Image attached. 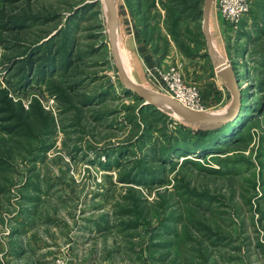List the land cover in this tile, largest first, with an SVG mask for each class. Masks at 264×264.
<instances>
[{
	"label": "rangeland",
	"instance_id": "obj_1",
	"mask_svg": "<svg viewBox=\"0 0 264 264\" xmlns=\"http://www.w3.org/2000/svg\"><path fill=\"white\" fill-rule=\"evenodd\" d=\"M0 0V264H264V0L238 22L204 0ZM145 65L177 68L181 115ZM148 99L152 101H148ZM196 110V109H195Z\"/></svg>",
	"mask_w": 264,
	"mask_h": 264
},
{
	"label": "water",
	"instance_id": "obj_2",
	"mask_svg": "<svg viewBox=\"0 0 264 264\" xmlns=\"http://www.w3.org/2000/svg\"><path fill=\"white\" fill-rule=\"evenodd\" d=\"M108 4V8L111 11V19L109 20V27H112L113 20H115V5L112 4L111 1L105 0ZM212 3V0H204L203 2V9L199 12L201 14L202 18V32L205 34L204 38L207 42L208 47H210V40L207 36V24L209 19V9L210 5ZM113 57L116 64L118 76L120 79L121 84L128 89L133 90L134 92L138 93L142 96H150L156 99L161 104H166L174 109V111L178 112L181 115H185L187 117H192L195 119H202V120H209L214 123L215 125H221L223 123L231 121L236 113L239 111L241 107V101H240V89H239V75L235 72V68L229 61H220L215 64V72L223 79L228 89H230V92L232 93V103L231 106L227 110L224 111V113L221 114H209L206 112H202L199 110H194L191 108H188L184 106L183 104H180L175 99L171 98L168 95H165L163 93L155 92L146 88H143L141 86H136L134 84H131L125 75V70H123L121 63L115 53V50L113 49ZM148 101H152L148 99Z\"/></svg>",
	"mask_w": 264,
	"mask_h": 264
},
{
	"label": "built area",
	"instance_id": "obj_3",
	"mask_svg": "<svg viewBox=\"0 0 264 264\" xmlns=\"http://www.w3.org/2000/svg\"><path fill=\"white\" fill-rule=\"evenodd\" d=\"M252 2L253 0H212L211 11L216 18L221 17L236 24L241 16L250 10ZM145 69L146 75L154 81L161 93L170 96L188 108L198 109L195 104L198 99V88L185 82L177 68L171 67L170 70H164L159 66L145 65ZM51 264L66 263L57 259Z\"/></svg>",
	"mask_w": 264,
	"mask_h": 264
},
{
	"label": "trees",
	"instance_id": "obj_4",
	"mask_svg": "<svg viewBox=\"0 0 264 264\" xmlns=\"http://www.w3.org/2000/svg\"><path fill=\"white\" fill-rule=\"evenodd\" d=\"M200 15H201V14H199V12H198V14H196V17H200Z\"/></svg>",
	"mask_w": 264,
	"mask_h": 264
},
{
	"label": "bare ground",
	"instance_id": "obj_5",
	"mask_svg": "<svg viewBox=\"0 0 264 264\" xmlns=\"http://www.w3.org/2000/svg\"><path fill=\"white\" fill-rule=\"evenodd\" d=\"M166 105V104H165ZM166 106H168V105H166ZM169 108H171L170 106H168ZM171 109H173V108H171Z\"/></svg>",
	"mask_w": 264,
	"mask_h": 264
}]
</instances>
